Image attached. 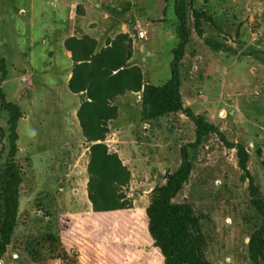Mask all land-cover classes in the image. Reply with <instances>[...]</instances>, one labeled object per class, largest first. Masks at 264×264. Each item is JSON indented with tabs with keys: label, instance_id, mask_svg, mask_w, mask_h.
I'll return each instance as SVG.
<instances>
[{
	"label": "rangeland",
	"instance_id": "1",
	"mask_svg": "<svg viewBox=\"0 0 264 264\" xmlns=\"http://www.w3.org/2000/svg\"><path fill=\"white\" fill-rule=\"evenodd\" d=\"M94 5H100L96 24L105 34L129 23L132 62L140 63L145 81H167L178 41L174 0H94ZM194 9L211 18L202 19L203 35L196 30ZM68 17L63 0H0V58L7 68L0 86L6 100L23 111L17 140L20 208L4 264H60L58 244L50 240L60 235V217L93 211L85 206L91 143L77 116L79 97L68 86L73 67L62 44ZM189 28L179 66L184 103L229 141L248 147L249 172L264 198V0H193ZM142 29L148 40H141ZM114 103L119 113L108 123L105 143L132 173L123 189L128 207L122 233L100 226L80 240L97 264H161L143 213L153 188L179 167L181 147L195 141L196 126L182 112L144 120L142 93ZM8 117L0 104L1 161L8 152ZM188 149L193 169L174 201L191 204L201 217L211 264H253L248 241L261 216L251 204L250 179L242 178L246 172L236 149L216 133ZM35 256L42 258L35 260L39 263H33Z\"/></svg>",
	"mask_w": 264,
	"mask_h": 264
},
{
	"label": "trees",
	"instance_id": "2",
	"mask_svg": "<svg viewBox=\"0 0 264 264\" xmlns=\"http://www.w3.org/2000/svg\"><path fill=\"white\" fill-rule=\"evenodd\" d=\"M193 0H174L175 34L177 44L173 49L171 76L162 84L144 82L140 66L130 65L133 55L132 39L128 33H119L107 45L98 50V42L88 35L66 39L65 47L71 51L74 62L69 89L84 93L77 116L84 137L89 143L88 198L93 211L82 214H64L60 217L59 237L50 236L57 242V259L60 264H97L81 238L88 229L111 226L122 233L123 214L128 205L124 187L132 173L117 152L109 150L105 143L108 123L117 118L119 107L114 100L128 91H142V117L153 120L170 113L186 114L196 126V139L181 147V163L169 172L166 182L152 190L149 206L144 210L148 223V235L154 242V252L161 264H211L206 250L208 241L201 217L194 207L174 199L190 179L193 162L189 147L197 148L210 134H218L229 148L237 151L239 167L250 179L251 204L261 216L260 226L250 235L249 256L253 264H264V198L260 187L249 172L250 152L240 142L229 141L220 127L203 114L195 113L186 106L181 93L179 66L190 41L189 11ZM195 27L203 35L202 19L211 18L204 10H193ZM217 48L221 44H216ZM7 77L6 60L0 58V83ZM0 104L8 113V152L0 160V260L8 250L18 224L20 189L23 182L22 167L17 160L19 139L18 122L23 116L21 107L6 100L0 86ZM5 137V133L1 132ZM2 150L0 151V158ZM82 229V230H81ZM117 229V230H116ZM120 231V232H119ZM42 259L33 257V260Z\"/></svg>",
	"mask_w": 264,
	"mask_h": 264
},
{
	"label": "crops",
	"instance_id": "3",
	"mask_svg": "<svg viewBox=\"0 0 264 264\" xmlns=\"http://www.w3.org/2000/svg\"><path fill=\"white\" fill-rule=\"evenodd\" d=\"M102 1H105V0H102ZM63 3L66 4L69 8V17H68L69 24L66 28L65 34L62 37V44L64 47L65 55L69 59H71V66L72 67L74 64L73 60H72V53H71V51H69L65 47V41L69 37H72V36L82 37L84 35H88L90 37H93L98 42V50L105 47L107 45V42L110 39H114L119 33H128L130 35V37H133V34L131 33L130 28H129V23L126 21H123L121 23V26L117 29V31H114L112 34H110V33L105 34L104 30L103 31L100 30L98 28V25L96 24L97 21L100 22L99 11H98V9L100 8V5L95 6L94 0H63ZM101 14H103V19H105V20H109L111 18V14L106 12V11L101 12ZM138 34H139L140 38H142L141 40H148L149 39L147 30H143V29L139 30ZM132 59H133V55H132L131 59L129 60L130 65H138L142 68V66L140 65L139 62H132ZM142 70H143V68H142ZM143 73H144V70H143ZM71 76H72V68H71V71L69 73L68 79H70ZM144 82L148 83V81H145V79H144ZM137 93H142V91H139V92L128 91L123 95H119L118 99L125 98L129 95H135ZM74 94H76L79 97L78 105L76 108V112H77L82 101L84 100L85 95H84V93H74ZM86 184H87V181H86ZM86 188H87V185H86ZM85 190H86V197L89 201V203H86L85 206L88 208L89 207L92 208V203L90 202V200L88 198L87 189H85ZM10 245L8 246V250H7L6 254L4 255L5 259H6V257H9ZM13 255H15V254H13ZM5 259H2V261L0 260L1 261L0 264L1 263L4 264ZM57 260L58 259H55V261H57ZM46 262H48V261H46ZM15 263H13V264H15ZM33 263H39V262L34 261Z\"/></svg>",
	"mask_w": 264,
	"mask_h": 264
},
{
	"label": "water",
	"instance_id": "4",
	"mask_svg": "<svg viewBox=\"0 0 264 264\" xmlns=\"http://www.w3.org/2000/svg\"><path fill=\"white\" fill-rule=\"evenodd\" d=\"M242 178H243V179H246V175H245V174H243V175H242Z\"/></svg>",
	"mask_w": 264,
	"mask_h": 264
}]
</instances>
